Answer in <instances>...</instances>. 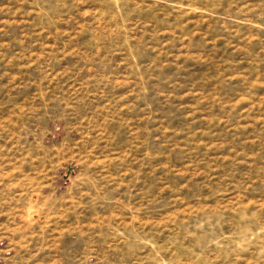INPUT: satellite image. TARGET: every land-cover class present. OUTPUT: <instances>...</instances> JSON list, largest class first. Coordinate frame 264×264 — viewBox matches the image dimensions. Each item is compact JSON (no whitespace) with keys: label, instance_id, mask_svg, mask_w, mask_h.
I'll use <instances>...</instances> for the list:
<instances>
[{"label":"rangeland","instance_id":"obj_1","mask_svg":"<svg viewBox=\"0 0 264 264\" xmlns=\"http://www.w3.org/2000/svg\"><path fill=\"white\" fill-rule=\"evenodd\" d=\"M0 264H264V0H0Z\"/></svg>","mask_w":264,"mask_h":264}]
</instances>
